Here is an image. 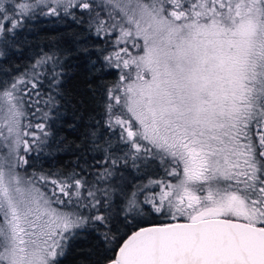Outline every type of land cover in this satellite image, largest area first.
I'll return each instance as SVG.
<instances>
[{
  "label": "snow or ice",
  "instance_id": "obj_1",
  "mask_svg": "<svg viewBox=\"0 0 264 264\" xmlns=\"http://www.w3.org/2000/svg\"><path fill=\"white\" fill-rule=\"evenodd\" d=\"M39 17L75 47L4 68ZM73 55L117 79L76 162L29 174L64 147ZM0 73V264H63L89 236L95 264H264V0H0Z\"/></svg>",
  "mask_w": 264,
  "mask_h": 264
},
{
  "label": "trees",
  "instance_id": "obj_2",
  "mask_svg": "<svg viewBox=\"0 0 264 264\" xmlns=\"http://www.w3.org/2000/svg\"><path fill=\"white\" fill-rule=\"evenodd\" d=\"M78 28L79 26L69 20L55 17H39L30 21L18 38V51L14 50L15 54L3 67L17 74L22 73L30 61L42 51H48L53 47H75V40L77 39L75 34ZM92 39L94 40L95 37ZM66 65L65 91L69 99L76 103L68 106L64 116L66 123L60 132V137L64 138V147L62 150L56 151L54 146L51 155L43 153L39 159L35 158L34 153L33 159L30 161L31 167L28 169L29 174L33 171L48 172L56 169H69L76 162L75 146L80 143L78 137H82L94 106L90 92L92 90L98 91V86L101 83H111L117 78L115 75H109L106 80H97L90 85L91 77L88 65L83 58H77L73 55L68 58ZM76 107H79L80 111L74 115L73 112ZM72 123L76 125L74 129L68 127ZM67 146H71V150H64ZM97 243L91 236L87 239L81 238L73 241L63 259V264H95L97 257L94 246Z\"/></svg>",
  "mask_w": 264,
  "mask_h": 264
},
{
  "label": "rangeland",
  "instance_id": "obj_3",
  "mask_svg": "<svg viewBox=\"0 0 264 264\" xmlns=\"http://www.w3.org/2000/svg\"><path fill=\"white\" fill-rule=\"evenodd\" d=\"M121 47H123V45H121ZM130 50H131V47L129 46ZM117 79V78H116ZM21 172H23V169H21ZM169 179H172L171 177H169ZM57 207H60L61 209H63V205H58Z\"/></svg>",
  "mask_w": 264,
  "mask_h": 264
}]
</instances>
